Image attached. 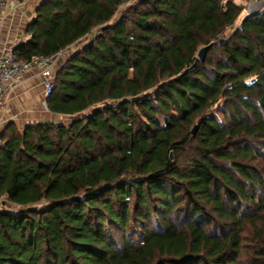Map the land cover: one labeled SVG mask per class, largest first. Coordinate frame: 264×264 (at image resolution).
<instances>
[{
	"label": "trees",
	"instance_id": "16d2710c",
	"mask_svg": "<svg viewBox=\"0 0 264 264\" xmlns=\"http://www.w3.org/2000/svg\"><path fill=\"white\" fill-rule=\"evenodd\" d=\"M129 1L39 0L13 48L30 60L87 37L45 100L69 120L0 132V264H241L247 240L264 264V8L225 35L235 0L117 15ZM133 218L138 239L114 241L106 225Z\"/></svg>",
	"mask_w": 264,
	"mask_h": 264
},
{
	"label": "crops",
	"instance_id": "0c3cea01",
	"mask_svg": "<svg viewBox=\"0 0 264 264\" xmlns=\"http://www.w3.org/2000/svg\"><path fill=\"white\" fill-rule=\"evenodd\" d=\"M11 1L8 12L5 13V11L0 19V50L4 45L15 47L27 40L29 35L26 33L25 28L30 18L34 15L35 6L39 3V0ZM86 41L87 37L64 50L63 52L66 54L60 58V61L62 62L70 52L83 46ZM40 84H42L41 75L37 69L22 74L9 84L5 99L7 108L13 115L11 119L15 118L13 121L17 125L23 127L27 124L41 121H57L60 117H64L54 114L48 109L45 113L39 109L40 92H36V89L39 90ZM41 99L43 100V91Z\"/></svg>",
	"mask_w": 264,
	"mask_h": 264
},
{
	"label": "rangeland",
	"instance_id": "374dc122",
	"mask_svg": "<svg viewBox=\"0 0 264 264\" xmlns=\"http://www.w3.org/2000/svg\"><path fill=\"white\" fill-rule=\"evenodd\" d=\"M7 1L8 2H7V8L5 10L6 11L5 13L8 12V9L10 7V2H12L11 0H7ZM136 1L137 0H130L128 3L124 4L123 6H120L119 9H118V11H117V15L121 11H123V9L126 6H128L129 4L136 3ZM235 2H237L238 4H241L242 10H241L240 14L238 15L237 19L235 20L234 24H232L231 26H229V27L226 28L225 35H229L234 29H236V27L238 25H240L239 23H240L241 19L244 16H247V15H249V14L255 12V11H258V10H261V9L264 8V0H252V1H250V0H235ZM141 8H144V6L141 7ZM62 53H63V55L60 58L64 57L65 54H66L65 52H62ZM60 58L57 59V62L55 64L54 70H56V68L58 67L59 63L61 62L60 61L61 60ZM38 91L40 92V100L38 102L39 109L43 113H45L46 110H47V108H46L43 100L41 99L42 98V91H43V85L42 84H40L39 90L36 89V92H38ZM213 111L215 112V115L218 118H220V119L222 118L223 115L221 113V111H222V105L221 104H220V106H217ZM12 116L13 115L11 114V112L9 111V109L7 108L6 99H4V106H1L0 107V132L3 131V130L6 131V127H7V125L9 123L16 124V122L13 121L15 118L14 119H11ZM69 118L70 117H66V116L65 117H60L59 120L65 122V121H68ZM158 120L160 122H162V119L159 116H158ZM16 126L18 128H21V126H19L17 124H16ZM2 206H4V204L0 203V207H2ZM139 224H140V221L139 220L134 219V218L131 219L129 221V227L126 229V231H127L126 234H123L122 233V230H120L119 228H117L114 224H110V225L107 224L106 226H107L109 232L112 233L113 238H114V241L120 242L121 239H122V237L124 235H127V233H130V232L132 233V237L134 239H138L137 233L139 232V229H138V225ZM142 224L145 225V226H147L148 228H151L154 225L152 220L151 221H148V222H145V223H142ZM248 242H249L248 240L245 241L244 246H243V249H242L241 254H240V260H241L240 262H241V264H249V262L250 263L253 262V259H252L253 256H254V252H253V249H252L253 246H252V244H250Z\"/></svg>",
	"mask_w": 264,
	"mask_h": 264
},
{
	"label": "built area",
	"instance_id": "2783aa9c",
	"mask_svg": "<svg viewBox=\"0 0 264 264\" xmlns=\"http://www.w3.org/2000/svg\"><path fill=\"white\" fill-rule=\"evenodd\" d=\"M7 2V0H0V19L7 8ZM13 48L12 45H4L0 50V107L4 106L9 84L33 69H37L41 75L43 102L46 106L45 100L49 97L55 85L53 81L55 64L57 59L63 55V51L49 56H38L30 60H22L16 56Z\"/></svg>",
	"mask_w": 264,
	"mask_h": 264
},
{
	"label": "water",
	"instance_id": "95a60500",
	"mask_svg": "<svg viewBox=\"0 0 264 264\" xmlns=\"http://www.w3.org/2000/svg\"><path fill=\"white\" fill-rule=\"evenodd\" d=\"M213 45V42H209L207 43L206 45H203L201 46L198 51H197V58L202 61L206 56V52L208 51V49ZM196 129V125H194L192 128H191V132L194 133Z\"/></svg>",
	"mask_w": 264,
	"mask_h": 264
}]
</instances>
